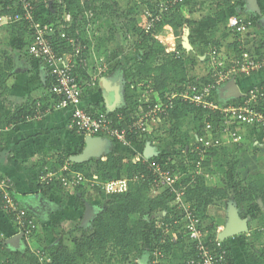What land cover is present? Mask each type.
<instances>
[{
  "label": "trees",
  "instance_id": "trees-1",
  "mask_svg": "<svg viewBox=\"0 0 264 264\" xmlns=\"http://www.w3.org/2000/svg\"><path fill=\"white\" fill-rule=\"evenodd\" d=\"M120 1L121 0H115L114 2H110L109 0H89L82 3V0H59V4L55 3L52 5L47 22L46 18H43L42 13L39 11V0H35L34 4H36V19L38 21H42L41 23L44 25L54 24L58 29L53 38V44L58 53L70 52L72 50L69 44L61 38V32L66 31L67 33L75 36L79 31L80 38L84 43L92 46L91 43L95 41L96 52H99V55L111 58V55L108 54L110 53V46L107 45V43H114L116 41L115 37H117V34H111L106 41H103L102 38H100L101 36H99V38H95L91 35L92 37H90L88 35L90 34L88 31L92 32V27L93 25L95 27V24L99 26L98 24H100V19L103 17L106 18L108 15L116 16L118 18L122 17L119 10ZM156 1L157 0H132V3L136 4V6H138L139 3L143 5L147 4L146 15L148 11L153 13V15H158L160 13V7L158 6V3L156 4ZM192 1L193 0H186L187 4L185 5H177L174 8L169 7V10L162 14V21L151 31H147L145 29V25L149 21L147 16L143 22L144 25H141V23L134 17V20H131L130 23L126 24L127 26H124L126 36L130 40H132L131 37L134 38L137 43L136 50L139 52L136 56V63L126 71L128 81L131 82L134 87L136 86L135 83L144 82V80L150 82L152 86L148 91L157 93L160 98L159 100L163 103L168 104V97L172 93H181L185 91L189 85L196 84V81L191 80L189 76L190 72L200 64L209 63V60H207V62H202L193 50L187 53L180 47L179 50H182V52L184 51L181 55H166L165 48L163 49V46L159 42H157L158 46L153 49H151L152 47L149 42L154 33H162L166 36L179 34L180 37H183L184 32L186 34L188 28H196L199 26V22L193 19V14L203 9L202 4H196V2H194L188 12L190 17H186L184 14L185 8L192 4ZM245 1L246 0H239V2L237 1L235 4L244 5ZM229 2L230 0H225V5L223 4L224 9L226 6V8L232 7V5H227ZM194 7L198 10L194 11ZM130 9L131 10L129 11L132 14V12L135 11V8ZM86 11H91L94 18L89 20L85 15ZM17 14L23 15L24 12L19 4L15 5V0H0V17L13 18ZM66 14L72 16L71 24L64 21ZM261 17L262 14L256 11L248 19L253 20L254 24H257V21L260 20ZM91 21L94 24H92ZM109 21L110 25H114L113 21ZM89 26L92 27L89 28ZM217 29L218 28L216 27L211 29L209 34V46L222 50V44L216 39ZM2 30L8 31L13 39H26L22 49L25 55L30 58L29 47L32 45L34 40L33 35L29 30L28 22H8L0 25V31ZM98 30H100V27H98ZM226 31L228 34L230 33L229 35L233 34L227 28L224 32L226 33ZM236 35L240 34L237 33ZM236 38H238V36ZM235 44L236 47L234 52L236 53V56L234 59H237L241 56V51L238 50V44ZM256 44H258V46L256 45L257 48L251 55L254 57L264 56V40H257ZM211 48L212 47L209 49ZM163 53L164 57L162 56ZM110 54L113 55V53ZM161 56L162 60L159 62L158 58ZM0 58L3 59V61L0 60V100H2L5 99L9 93V89L6 84L12 61L9 52H6V50L2 48L0 49ZM211 80V74L209 73L207 76L200 79V84L205 85ZM53 83L54 78L47 75L45 87L49 93V99L53 100L55 105L59 102L60 97L57 93L52 91ZM215 96L219 102L223 103V101H221L218 97V92ZM134 99L135 98L130 99V106L133 109L136 108L138 112H140V110H138L140 107L143 108L141 109L143 111L148 110V104L140 105ZM240 99L241 97L234 99V101H240ZM172 104V107H165L162 113L159 114L158 118H163L164 122L169 125V134L171 136L182 138L181 141H184L185 143L183 151L186 152V149L194 142L192 133H194V135L198 134L199 136L205 135L206 122L212 121L213 117H209L208 111L203 109L201 110L200 107L188 102H183L178 98H175L172 101ZM37 109V103L35 102L33 104H25L16 108L14 113L8 118V124L26 122L29 117L33 118L37 115ZM47 110L48 104L46 103L43 107H41L43 115ZM126 110L127 109L122 107V109L114 108L109 112H102H108L110 117L115 118L117 114L123 113L125 120H129L134 115L128 114ZM262 111L264 113V105ZM191 116H193V120L192 122H189V118ZM158 129L163 131L162 126ZM72 132L74 133L73 135L82 138L84 140L82 143L84 144H78L76 147L77 152H74V154H67L65 156L59 155L55 157V159L45 162L44 166L59 170L68 162L70 163V170L65 172V174L71 175L73 173L81 172L85 175V177H87V179L91 181L94 180L100 184L95 187V192L89 194H85V192H83L86 188L81 185L76 188L66 189L59 181H54L47 187H43L39 184L37 191H40L39 194L43 196L53 191H58L60 193H71L74 191L76 194H81V192H83L89 202L106 200L108 202V208L94 220L93 232L91 234L83 232L80 237H77L75 235L79 231V228L77 227H75V231L63 232L59 243L51 249V262L49 264H91L94 262L97 264H112L113 259L118 262L128 263L135 255L140 256L144 253L142 243L145 240V227L147 224L149 225L150 231L152 230L153 233L152 250L155 252L163 251L164 257H167L171 254V252L173 253V251L178 250L179 254H174V256L179 257L181 264H189L192 259H195L197 256L196 251L193 250L192 246L187 243V238L182 233V226L184 222H181V226H176L174 221L175 216H171V214H182V211H178V206L175 204L176 195L168 188L162 187L159 189L160 186H156V176L153 174L152 170L149 169V164L152 162L161 165L162 168L166 166L167 169L173 172L175 177L174 188L185 190L186 203H188L195 215L201 219L203 224L207 225L206 221L208 219L207 212L209 207L215 205L217 202L225 201L230 198L231 192L234 195V203L238 209H245L256 202H259L263 209L262 219L264 224V172L251 175L247 178V180L239 181L234 185L227 187L208 186L205 180L204 174L219 173L203 172V170H205L210 163L218 167V170L216 171L223 170L225 168V164L221 159V153L223 154L232 148H242L244 144L240 146H222L210 149L207 156L214 158V161L208 162V158L206 157L207 160L205 159L201 166L203 173L198 172L196 168L200 158L196 154L192 153L190 149L188 153H185V159L188 161L187 163L192 166L193 172H186L184 173L186 177L178 179L177 174H181V172H179V166L173 163L171 154L166 152V154H164V150H161V148L159 155H153V157L141 155V157L136 160H128L123 156H117L111 152L97 160L96 167L92 171L86 164H81L82 161L80 157H75L76 154H81L83 152L85 143H87L86 141L88 140H85L74 131ZM151 135L148 136L146 142H154L153 140L156 136L150 137ZM251 137L253 138V135H248L247 141L250 140ZM254 137H257L254 142L258 141L264 144V131L255 134ZM132 141L134 143L139 142L135 138H133ZM70 158H73V160ZM74 161H76V163ZM124 178L128 180L129 184L127 192L108 195L102 191L101 185H104L109 181ZM158 190L159 194L154 195V192ZM155 212L165 213L163 216L165 229L170 227L169 229L173 228L177 233H179V240L175 244L167 237L168 231L163 232V230L160 229V223L162 224V222H158L155 218H153V214ZM9 218L12 219L11 217ZM207 227L211 228L214 232L216 230V226H214L213 223L208 224ZM180 229L182 232H179ZM147 231H149V229ZM66 238L69 239L67 244L64 243ZM109 248L114 252V254H111L110 256H108ZM0 253H3L4 258L7 259V264H29V252H26L25 254H22L21 252H11L5 254L6 245L3 240L0 241ZM227 257L228 264H234L233 261H231L230 252Z\"/></svg>",
  "mask_w": 264,
  "mask_h": 264
},
{
  "label": "built area",
  "instance_id": "built-area-1",
  "mask_svg": "<svg viewBox=\"0 0 264 264\" xmlns=\"http://www.w3.org/2000/svg\"><path fill=\"white\" fill-rule=\"evenodd\" d=\"M89 0H82L85 3ZM35 0H15V5L21 7L23 15L15 17H0V25L11 22L26 21L29 30L33 35V43L29 47V56L38 64L44 65L47 75L54 78L52 91L60 96V100L51 110L60 111L69 109L71 118L69 129L86 139L107 138L122 145H130L135 138L137 141H146L152 134V125L158 120L159 114L165 107H172L175 98L188 102L203 110L208 111L212 121H207L205 135H194V142L185 153L191 149L200 159L197 163V171L201 172L202 162L212 148L240 146L247 142L248 135H255L264 131V85L253 87L241 95L240 101L219 102L215 96L218 90L234 77L250 76L257 72H264V56L254 57L248 53H241L239 58L232 61L226 54L212 47L208 53L210 74L212 80L205 85L191 84L181 93H172L168 97V104L158 100L154 103H147L148 110L137 112L129 120H125L123 113L110 117L108 112L94 111L84 106L83 101L90 90L102 84L104 75L110 69V59L99 55L95 49L84 43L80 38V32L76 35L62 31L60 36L71 47L70 52L58 53L53 44V38L57 33L54 24L44 25L36 19ZM187 4L186 0H162L158 4L159 14L147 13L149 21L145 25L147 31H151L162 21V14L168 11L169 7ZM86 17L91 20L93 13L86 11ZM64 21L71 24L72 16L66 14ZM251 19L241 20L234 17L227 22V29L231 33L245 34L254 26ZM91 26H89L90 28ZM84 73V74H83ZM84 75L86 77H84ZM217 91V92H216ZM216 92V93H215ZM146 104V105H147ZM145 105V104H144ZM49 110V111H51ZM34 119L38 116L33 117ZM153 123V124H152ZM70 163H66L61 169L43 166L39 178V184L43 187L59 181L66 189L76 188L79 185L88 188V191L95 192V187L100 183L89 180L84 174L68 172ZM149 169L156 176V186L168 188L176 195L175 204L182 214H171L175 216V225L182 226L183 234L187 243L196 251V258L189 264H228L227 256L230 247L226 240L220 239L225 231L223 226H217L215 232L201 222L195 215L188 203H186L185 190L175 189V177L169 169L152 162ZM128 180L126 178L109 181L101 185L102 191L108 195L121 194L128 191ZM0 211L11 217L16 226L17 234L23 240H30L37 229V223L33 216L24 208L21 199L16 195L13 183L0 174ZM161 224L160 229L167 232L168 229ZM165 229V230H164ZM4 242L1 236L0 241ZM39 262L44 264L50 262L47 253L41 248L36 249ZM158 251L157 256H162ZM165 257H163L164 259ZM7 259L0 253V264H6ZM155 264H159L157 260Z\"/></svg>",
  "mask_w": 264,
  "mask_h": 264
},
{
  "label": "crops",
  "instance_id": "crops-1",
  "mask_svg": "<svg viewBox=\"0 0 264 264\" xmlns=\"http://www.w3.org/2000/svg\"><path fill=\"white\" fill-rule=\"evenodd\" d=\"M237 1L239 2V0H230L227 5H232V7L226 8V6L224 9L223 4L225 5V0H209V4L213 10L205 14H203V10L195 12L193 14V19L199 22V26L196 28H188L189 32L195 33H198L196 29L201 27L202 23H206L209 28L211 27L210 29L215 27L218 28L216 39L222 44V51L230 61L236 56L234 52L236 47L235 43L238 44V50L241 51V53H248L251 55L258 46L256 41L261 39L264 40V0H257L258 4L261 6V19L245 34L236 35V33H233L234 35H229L230 33L228 34L227 31L226 33L224 32L227 27V22L233 20L234 17L241 20H248L254 13L251 9V5H253L251 2L246 0L244 5H236L235 3ZM42 2V0L38 2L39 11H41V13L42 8L45 7V4ZM198 3L202 4V6L205 5L204 0L196 2V4ZM196 10L198 9L194 7V11ZM201 33H207V30ZM237 36L238 38H236ZM254 39L257 40L255 41ZM25 40L24 38L13 39L8 31H0V49L2 48L6 50V52H9L12 61L6 84L9 93L5 99L0 100V174L13 183L14 191L24 205L26 203L23 202V197L21 196L23 193L20 194V192L26 190V182L22 180L21 172L16 176V172H12L9 167L13 168V165L16 167L19 165L24 171L31 170L39 176L45 162L53 160L59 155L65 156L67 154H74V152H77L76 147L78 144H84L82 143L84 140L73 135L74 133L69 129L71 111L69 109L60 111L51 110L54 106V101L49 99L50 96L45 87L47 71L44 65L38 64L32 58L26 57L27 55H25L22 49ZM91 44L92 47L96 49V42L93 41ZM107 45L110 46L111 43H107ZM110 53L108 54L112 55ZM116 53L120 52L116 51ZM121 54V56L118 54L119 58H114L110 61V69L104 75L102 84H98L95 89L90 90L84 99V106L91 111L109 112L114 108L122 109L123 107L127 109L126 111L128 114L134 115L138 111L136 108L133 109L130 106L131 98H135L140 105L147 104L149 98L150 103H155L159 100L157 93L134 90L131 82H129L126 77V71L132 67V62L130 60L131 56H129L130 53L127 52L124 54V52L121 51ZM0 60L3 61L2 58H0ZM84 77L86 76L84 75ZM104 82L110 87L117 89L120 94V99L118 102L116 101L114 106H108V102L105 100V98L108 99L106 97L108 94L105 93L106 86ZM259 85H264V72H257L250 76L234 77L221 86L218 91V97L228 102H233L234 100L230 98L238 94L242 95L243 92ZM108 96L111 98L110 95ZM34 102L37 103L38 109L36 116H38V118L34 119L29 117L26 122L8 124L7 120L10 115L14 113L16 108L25 104H33ZM46 103L48 104V110L43 115L41 107ZM141 109L143 108L140 107L138 110L141 111ZM256 138L257 137L254 136L253 138L251 137L250 140L245 142L242 148L246 149L251 143L254 150L263 149V143L258 141L254 142ZM86 142L80 156L93 151L95 153L97 152V154H95V156L99 157L97 160L111 152L117 156H123L125 159L130 157V159L136 160L139 159L141 155H150L152 151L155 150L152 141L122 145L107 138H95L93 141ZM165 152L168 153L167 149ZM16 167L14 168L16 169ZM26 172L22 173L27 176ZM33 172H29L30 175H32ZM155 194H159V190L155 191L154 195ZM234 206L235 205L230 204V206H225V208H223L221 206L216 207L212 205L207 212L208 219L206 224L213 223L216 227L223 226L227 228L230 223L239 220L243 223L246 231L226 240V244L230 247L231 261H233L234 264H264V245L262 250L263 255H261L252 244L253 239L250 223L254 218V216H252L254 215L252 213L253 211H249L246 208L238 209ZM1 213L3 212L0 211V234L7 240V243L11 242V239L12 242H15L16 239H14V236L16 234V227L14 223H12L14 226H10L5 219L8 216ZM163 214L162 212V215ZM260 217L263 216L260 215ZM258 231L260 234H257L256 238H261L262 235H264V226ZM173 233H177L175 229H169L167 237L170 239V237L173 236L170 241L175 244L179 240V233L176 235ZM174 254H179V251H173V253L171 252V254L165 257L164 264H181L179 257L174 256Z\"/></svg>",
  "mask_w": 264,
  "mask_h": 264
},
{
  "label": "rangeland",
  "instance_id": "rangeland-1",
  "mask_svg": "<svg viewBox=\"0 0 264 264\" xmlns=\"http://www.w3.org/2000/svg\"><path fill=\"white\" fill-rule=\"evenodd\" d=\"M42 1H43L42 3L45 4L44 5L45 7L42 8V15L43 18H46V22H47L48 21L47 18H49L52 5L55 3L59 4V0H42ZM109 1L114 2L115 0H109ZM161 1L162 0H157L156 4L161 3ZM199 1L200 0H193L192 4H190L185 8L184 14L186 17H190L188 12L190 11L191 6L194 4V2H199ZM204 1H205V5H203V9H202L204 12V13L202 12L203 14L208 13V11L211 12L213 10L211 8V5L209 4V0H204ZM130 8H135V11L132 12V14L129 11L131 10ZM146 9H147V4L143 5L139 3V5L136 6V4L132 3V0H121L119 10L122 14V17L118 18L116 16H111V15H108L106 18L103 17L102 19H100V24H98L100 30H98V26L95 24V27L94 25L93 27L91 26L92 32L88 31V33H90L88 35L90 37H92L91 35H93L95 38H99V36H101L100 38H102L103 41H106L108 36L110 37L111 34L114 35L116 33L117 34L116 41L114 42V44L110 45V52L113 53V55L114 54L116 55L114 56L111 55V58H109L110 61L113 60L114 58H119L118 54H120L121 56L122 55L121 51L124 52V54L129 52L130 53L129 56H131L130 60L132 62L131 65L133 66L136 63V56L139 53L138 50H136L137 43L133 37L132 40L134 42L126 36L124 26L130 23L131 20H134V17L136 18V20H138L141 23V25H144L143 22L148 17L146 15ZM109 20L113 21L114 25H110ZM92 24L94 23L92 22ZM210 28L206 23L205 24L202 23L201 27L196 29L198 30V33L189 32L185 34L184 32L183 37H180L179 34L166 36L165 34L162 33L159 34L154 33L152 39L149 41L152 48L151 47L149 48L151 49L156 48L158 46L157 42H159L163 46V49L165 48L166 55L167 54L181 55V53H183L184 51L189 53L190 51L193 50L202 62H207L208 51L209 48L211 47L209 46L210 44L209 34L211 32ZM206 30L207 33H201L202 31L204 32ZM180 47L184 49L183 52L182 50L181 51L179 50ZM116 51L120 53H116ZM162 56L164 57V53ZM162 56L158 58L159 62L162 60L161 59ZM210 68L211 67L209 63L200 64L193 71L190 72L189 76L192 81H196L198 84H200V79L209 74ZM149 83L150 82L144 80V82L135 83L136 86L135 87L133 86V88L134 90L148 91L152 86L151 83L150 84ZM106 97L108 98V99L105 98L106 102H108L107 104H110L111 99L109 98L108 95H106ZM148 103H150V98ZM192 120H193V116L189 118V122H192ZM161 126L163 127V131L158 129ZM151 130L153 131V133L150 137L156 136V138L153 140L154 142H152V144H154L155 147V151H154L155 153L154 154L151 153L150 157H153V155H159L160 148L161 150H164V154H166L165 150L167 149L168 154H171L173 163L179 166V170H180L179 172H181V174L180 173L177 174L178 179H182L183 177H186V175H184V173L186 172L188 173L193 172L192 166L188 164L187 163L188 161H186L185 159L186 154L183 151L185 145L184 141H181L182 140L181 137H174L169 134V125L164 122L163 118H158V120L152 125ZM192 136L194 137V133H192ZM251 145L252 144L250 143L249 146L246 147V149L232 148L223 154L221 153L222 155L221 159L225 164L224 165L225 168L223 170L216 171L218 170V167L210 163L209 166L206 167L205 170H203V172H219V173L218 174L207 173L208 175L204 174L207 185L218 186V187H227L230 185L232 186L239 181L247 180V178L251 175L264 172V150H263L264 148L262 147L263 149L254 150V148ZM95 154H97V152L95 153L93 151H90L89 153L81 156L80 154H77L75 155V157L82 158L81 164H86L93 171L96 167L97 159L99 158L95 156ZM207 158H208V162L214 161V158L212 157L207 156ZM207 158L205 159L207 160ZM70 159L73 160V158ZM129 159L130 157L128 158V160ZM74 162L76 163V161ZM13 166L16 167L15 165ZM14 167L13 168L9 167V169L12 172H16V176L19 175L21 172V178L23 181L26 182V187H25L26 190L20 192V194L23 193L21 194V196L23 197V202L26 203L25 205L23 204V206L26 208V210H28L29 214L33 216L34 220L37 223V229L30 240H24V239L22 240L21 237L17 234L18 233L17 230L14 236V239H16L15 242H12L11 239V242L7 243L6 242L7 240L4 239L6 242L5 254L11 252H21L22 254H25L26 252H29L30 253L29 264H41L38 260V256L36 253V249L41 248L47 253V255H49L48 258L51 262L50 259L51 249L59 243V240L62 237L63 232L73 231L75 227H77L79 228V231L75 234L77 237H80L83 232L87 234H91L93 232L94 220L103 211L107 210L108 208V202L106 200L89 202L85 194L87 193L89 194L93 192L88 191V188L85 191H83L85 192V194H83V192H81V194L80 193L76 194V192L74 191L71 193H66V192L60 193L58 191H53L43 196L39 194L40 191H37L41 172L39 173L38 176L37 173L31 170L30 171L26 170L27 172L24 171L19 167V165L16 167V169ZM22 172H26L27 176ZM29 172H33L32 175H30ZM233 198L234 195L231 192L230 198H228L225 201L217 202L214 206L216 207L221 206L225 208V206H230V204L235 205ZM246 209H248L249 211H253L252 213L254 214L252 215L254 216V218L250 223V230L252 232V239H253V243H252L253 247L261 255H263L262 250L264 244L262 243H264V235L261 234L262 235L261 238L260 237L256 238L257 234H260L258 230L264 226L263 219L262 217H260V215L263 216L262 205L259 202H256L253 205L248 206ZM1 214L6 215L5 213H1ZM164 215L165 213L162 215L161 212H155L153 214V217L156 219V221L158 222L160 221L163 223ZM5 219L7 220L10 226L15 225V224L12 225L13 221L8 217H6ZM145 228H146L145 240L142 243V246L144 248L143 249L144 253L140 256L134 254L135 255L134 258H132L131 261L128 263L118 262L117 260L113 259L112 264H155L157 260L159 261V264H164V259H163L164 252L161 251V253L159 254H162V256L159 257L156 254L158 251L155 252L154 250H152L153 233L152 230L150 231L148 224L146 225ZM148 229L149 231H147ZM179 232H182V230L180 229ZM173 234L176 235L177 233H173ZM172 237H170V239H172ZM68 241L69 239L66 238L64 243L67 244ZM111 254H114V252L109 248L108 256H110ZM50 262H45L44 264H49ZM91 264H97V263L94 262Z\"/></svg>",
  "mask_w": 264,
  "mask_h": 264
},
{
  "label": "water",
  "instance_id": "water-1",
  "mask_svg": "<svg viewBox=\"0 0 264 264\" xmlns=\"http://www.w3.org/2000/svg\"><path fill=\"white\" fill-rule=\"evenodd\" d=\"M248 1L251 2V4H253V5H251V9L253 10V12L258 11L259 13L262 14V11L260 9V6H259L257 0H248ZM186 33H189V31L187 30ZM104 85L106 86L105 92L108 95H110V97H111L110 99L112 100V102L110 104H108V106H110V107L114 106L116 101L118 102V100L120 99V94H119L117 89L110 87L109 85L105 84V82H104ZM239 97H241V95L238 94V95H236L230 99L234 100V99H237ZM219 99L222 101L221 97ZM224 100L225 99H223V103H226L227 100H225V101ZM86 140H88V142H89V141H93L94 139H92V140L86 139ZM154 151L155 150L152 151L153 154L155 153ZM147 156L150 157V155H148V154H147ZM245 231H246V228L244 227L243 223H241L239 220H236L235 222L230 223L227 226V228H225V231L220 235V239L225 241V240L229 239L230 237H234L237 234L243 233Z\"/></svg>",
  "mask_w": 264,
  "mask_h": 264
},
{
  "label": "bare ground",
  "instance_id": "bare-ground-1",
  "mask_svg": "<svg viewBox=\"0 0 264 264\" xmlns=\"http://www.w3.org/2000/svg\"><path fill=\"white\" fill-rule=\"evenodd\" d=\"M81 4V3H80ZM57 6V5H56ZM58 7V6H57ZM88 7V6H86ZM92 11V10H91ZM68 13V12H67ZM53 15V14H51ZM64 15V14H63ZM94 18V17H93ZM57 19V18H56ZM62 19V18H61ZM107 22V21H106ZM99 23V22H98ZM105 23V22H104ZM80 26V25H79ZM99 27V26H98ZM103 29V28H102ZM29 32V31H28ZM111 33V32H110ZM109 37V36H108ZM116 38V37H115ZM132 38V37H131ZM98 41V40H97ZM98 44V43H97ZM122 45V44H121ZM26 46V45H25ZM115 50V49H114ZM14 51V50H13ZM61 53V52H60ZM27 57V56H26ZM19 60V59H18ZM32 71V70H31ZM150 84V83H149ZM59 96V95H58ZM60 97V96H59ZM54 98V97H53ZM135 100V99H134ZM174 103V102H173ZM91 106V105H90ZM92 107V106H91ZM105 108V107H104ZM202 110V109H201ZM95 111V110H94ZM112 114V113H111ZM165 117V116H164ZM166 118V117H165ZM208 119V118H207Z\"/></svg>",
  "mask_w": 264,
  "mask_h": 264
}]
</instances>
